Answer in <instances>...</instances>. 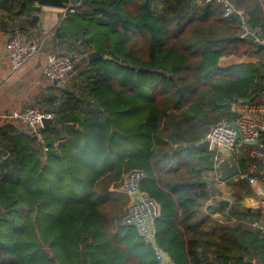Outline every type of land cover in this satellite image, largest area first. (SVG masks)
I'll list each match as a JSON object with an SVG mask.
<instances>
[{
	"label": "trees",
	"instance_id": "1",
	"mask_svg": "<svg viewBox=\"0 0 264 264\" xmlns=\"http://www.w3.org/2000/svg\"><path fill=\"white\" fill-rule=\"evenodd\" d=\"M232 1L264 32V0ZM34 10L0 0V30L22 31ZM63 20L56 36L100 58L38 103L54 124L0 129V264H158L122 222L128 196L115 189L132 170L159 206L156 244L174 264H264V234L251 226L264 209L242 204L246 180H227L232 203L218 205L215 150L198 146L235 120L230 102L264 101L260 57L220 65L256 55L238 15L204 0H81ZM237 162L262 166L246 151Z\"/></svg>",
	"mask_w": 264,
	"mask_h": 264
},
{
	"label": "built area",
	"instance_id": "2",
	"mask_svg": "<svg viewBox=\"0 0 264 264\" xmlns=\"http://www.w3.org/2000/svg\"><path fill=\"white\" fill-rule=\"evenodd\" d=\"M204 1L220 4L223 8L224 16L236 13L240 23L239 38L250 39L256 47L259 44L264 47V32L259 28L251 27L248 23L247 15L243 11L236 9L232 0ZM80 4L81 0H75L74 3L69 4L65 9H61L63 17L68 13L75 12ZM41 50L42 45L40 42H33L20 33H14L5 45V53L10 69L12 71L20 69L37 56ZM86 55L87 52L80 48L52 50L46 57L42 74L49 81L61 85L68 74L73 71L76 65L81 63ZM229 109L236 115L235 120L232 122L221 121L215 124L209 129L204 139L209 141V148L215 150V166L222 158L218 151L219 148L230 150L236 160L246 151L249 157L258 160L262 164L259 169L256 163H252L246 171L240 170L234 178L246 180L254 187L256 195L259 197V202L264 207V151L263 142L257 141L260 132L264 131V101L253 100L247 102L246 100H235L229 103ZM52 116L51 113L45 112L35 105L25 106L10 113V117L19 120L28 133H35L39 128L43 127L42 119L52 118ZM231 124H235L238 128V140H235V130L231 127ZM250 141L255 143L248 145L247 142ZM143 178L144 174L142 171H129L124 175L120 187L115 189L128 196V204L122 222L133 226L143 241L151 246L158 264H174L168 253L156 244L155 220L159 216L160 209L153 199H150L144 192L139 190L138 186ZM254 227L259 231H263V227L257 223H255Z\"/></svg>",
	"mask_w": 264,
	"mask_h": 264
},
{
	"label": "crops",
	"instance_id": "3",
	"mask_svg": "<svg viewBox=\"0 0 264 264\" xmlns=\"http://www.w3.org/2000/svg\"><path fill=\"white\" fill-rule=\"evenodd\" d=\"M34 5L35 3L33 2V6ZM33 15L37 16V20H35L32 16L34 23H25L22 31H17L18 29L16 28L14 30L17 32L14 33H27L30 36L38 39L46 38V44L43 50L37 56L28 61L20 69L15 71L10 69V64L5 53V45L10 36L14 33L10 31V28H7L6 30H0V129L13 124L21 125L23 127L19 120L12 119L10 117V113L12 111L31 104L38 106V103L41 102L48 94H55L59 88H63L60 84L49 81L42 74V68L46 62L47 55L55 49L71 50L79 48L78 43L72 38L56 36L57 27H59L63 22L65 24L61 9L42 7L39 12L34 10ZM89 52L90 51H88L87 54ZM233 58L234 57L232 56L222 58L220 60V65L224 66V63L227 60L230 61ZM257 60V55H253L250 62ZM74 72L76 74V71ZM68 86L69 85L66 87ZM214 167L216 170V166ZM216 173L218 175L217 170ZM251 188L253 190V195L244 196L241 201L242 204L248 208L262 207V209H264V207L259 202V197L256 195L257 193L255 192L254 187L251 186ZM213 189L215 191V199L217 201L220 199H227L230 201L231 205L232 191L226 185V182H221L218 179V181L214 184ZM207 203H212V199H210ZM211 215L218 219L223 218L218 212H214Z\"/></svg>",
	"mask_w": 264,
	"mask_h": 264
},
{
	"label": "water",
	"instance_id": "4",
	"mask_svg": "<svg viewBox=\"0 0 264 264\" xmlns=\"http://www.w3.org/2000/svg\"><path fill=\"white\" fill-rule=\"evenodd\" d=\"M35 3L34 8L37 12L41 10L42 7H50L56 9H65L69 4L75 2V0H31ZM33 18L37 20V16L33 15ZM255 54L258 55L261 59L263 67L261 68V76L262 80L259 82V93L264 92V47L262 45H258L255 49ZM258 57V58H259ZM87 58L89 61H92L96 58H100V55L95 51H90L87 54ZM254 100V97H250L247 99V102H251ZM264 120V116H263ZM55 121L52 118H43L42 125L49 126L54 124ZM231 127L235 130V140L239 139L238 128L235 124H231ZM258 142H264V131H261L259 134ZM254 141L247 142L248 145L254 144ZM199 147H203L209 149L210 143L207 139H202L198 143ZM219 153L222 155L221 160H219L216 164V170L218 172V179L221 182H226L227 180L233 179L236 175H238L240 169L236 158L233 156L230 150L219 148ZM217 204L220 206L228 207L230 205V201L227 199H220L217 201ZM1 211V208H0Z\"/></svg>",
	"mask_w": 264,
	"mask_h": 264
},
{
	"label": "rangeland",
	"instance_id": "5",
	"mask_svg": "<svg viewBox=\"0 0 264 264\" xmlns=\"http://www.w3.org/2000/svg\"><path fill=\"white\" fill-rule=\"evenodd\" d=\"M22 34V33H21ZM22 35L26 36L27 39L33 41V42H40L41 45H42V50L43 48L45 47V42H46V38L44 39H38V38H34L32 36H30L29 34L27 33H23ZM250 40V39H249ZM251 41V40H250ZM253 44V43H252ZM41 50V51H42ZM259 57V56H258ZM226 58V57H225ZM250 60H252V56H243L242 58H236L234 57L232 60L230 61H226L224 64V66H230V65H234V63L238 64V63H241V62H244V61H247V62H250ZM234 62V63H232ZM229 63V64H228ZM246 63V62H245ZM228 64V65H227ZM75 68L73 69V71L71 73L68 74V76L66 77L65 81L61 84V86L64 88L66 87L67 85L71 86L75 83V79H74V76H75ZM33 104L31 105H28V106H32ZM237 179L236 178H233V181H236ZM258 208V207H257ZM256 208V209H257ZM255 223L261 225L263 227V231H259L258 232H261L264 234V213L262 214L261 218L259 220H257L256 222L252 223V227H254ZM70 262V261H69Z\"/></svg>",
	"mask_w": 264,
	"mask_h": 264
}]
</instances>
